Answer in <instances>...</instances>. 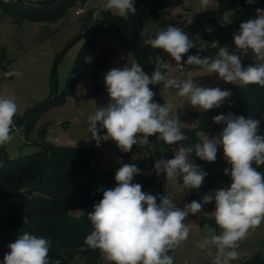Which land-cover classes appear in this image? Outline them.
Here are the masks:
<instances>
[{
  "label": "clouds",
  "instance_id": "clouds-1",
  "mask_svg": "<svg viewBox=\"0 0 264 264\" xmlns=\"http://www.w3.org/2000/svg\"><path fill=\"white\" fill-rule=\"evenodd\" d=\"M246 2L252 4L255 0ZM199 3L205 10L219 7V0H199ZM86 6L93 9V18L111 11L127 19L137 11L135 0H104L100 6L87 0ZM255 12V18L242 22L239 31L233 34L235 49L243 54L250 51L260 61L247 67L242 65L241 56L230 53L226 46H220L214 58L188 55L184 62L183 57L196 46L187 32L174 25L149 35L143 44L162 50L181 68L186 63L209 75L216 74L226 83L264 87V9L256 8ZM156 60L160 69L173 66L162 56ZM4 75L18 77L21 73L12 70ZM104 83L109 102L88 115L89 131L97 146L101 141L111 140L125 153L134 145H147L154 135L169 145L187 139L174 105L155 102V93L149 85L163 83L165 89L175 88L179 97L187 98L191 106L202 111L221 107L232 95L230 90L201 86L192 78L179 80L158 69L149 76L133 59H128L122 68L110 69L104 75ZM17 111L14 97L0 95V148H6L14 138ZM212 119L223 125L216 135L197 133L199 142L190 146L180 143L173 158L154 162V170L157 176L165 174L166 179L181 177L188 190L199 189L208 173L191 160L192 154L211 163L222 149L224 160L231 166L223 170L231 178L230 186L210 191L201 201L193 200L181 208L166 194L142 191L143 186L133 182L137 175L143 174L142 170L134 163L122 164L115 172V186L97 189L103 193L102 199L94 202L93 211L87 214L93 228L84 241L89 248L99 250L103 259L112 264H174L169 252L190 235V226L184 221L190 214L202 213L204 206L214 201L211 215L219 234L216 228L205 224L208 234L197 247L209 250L210 256L211 249H216L213 264H231L238 257L240 242L264 222V172L258 170V166L264 165V134L259 132L260 120L250 116L221 113ZM101 130L106 132L102 135ZM51 243L48 238L23 232L7 245L9 251L4 254L2 264H50Z\"/></svg>",
  "mask_w": 264,
  "mask_h": 264
},
{
  "label": "trees",
  "instance_id": "trees-1",
  "mask_svg": "<svg viewBox=\"0 0 264 264\" xmlns=\"http://www.w3.org/2000/svg\"><path fill=\"white\" fill-rule=\"evenodd\" d=\"M57 1L41 0L36 4L26 6L18 0L23 7L34 10L30 11L15 7L11 0H0V10L4 14L12 16L15 21L16 16L22 14L34 21L42 19L55 21L64 17L69 6L76 1L87 5V0H64L58 8L50 9ZM180 4V0H135L136 14L130 13L127 19L117 17L109 11L103 12L100 17L93 18V9L90 7L82 18V26H93V24L97 26L84 34L86 41L69 76V86L73 87L75 84L90 46L104 29L116 36L111 31V28L114 29L136 48L146 52L135 54L140 57L139 60L148 74L151 66V58L148 54L153 55L155 59L157 56H162L166 61L171 60L162 50L145 46L140 43L139 39L145 25L149 22L156 24V31L165 29L168 26L169 11ZM256 8L264 9V0H255L252 4L247 3L246 0H219V7L210 8L195 15V20L199 24L203 22L215 23L220 20L224 12L234 11L233 21L220 25L211 42L200 44L195 35L183 29L196 46L183 59L188 55L217 54L220 46H226L230 52L240 55L242 52L236 50L233 44V34L239 31L242 22L255 18ZM154 34L155 32L152 35ZM217 42L218 45L215 44ZM4 59V54H0V64L6 70L3 64ZM105 61L104 57L101 62L105 63ZM101 62L97 66V70L101 69ZM255 63L259 62L249 59L242 61V65L245 67ZM152 86L154 92L158 85ZM229 87L232 95L223 102L221 107L198 114L199 125L197 128L190 129L184 125L182 130L187 139L179 143L190 146L199 142L200 137L197 136V133L216 135L223 125L214 123L212 118L221 113H232L237 116L244 115L258 119L260 120L259 132L264 134V87L255 84L242 87L239 83H230ZM71 90L64 91L62 97L70 94ZM154 101L161 104L157 97ZM60 102L61 100L56 98L49 103L59 104ZM45 106L46 104H43L34 113ZM34 113L22 123L25 124L26 140H30L29 131L32 125L29 124ZM180 120L183 122V119ZM46 135L47 128H43L40 131L39 139L34 141L36 144L39 142L40 149L38 151L15 159L7 158L5 166L0 168V264H2L4 254L9 251L7 245L14 242L23 232L51 240L50 264H55L56 261H59L60 264H99L102 260L99 250L91 249L84 243L85 237L93 230L87 214L93 211L94 202L98 203L102 199L103 193L97 189L114 187L115 179L110 172L100 166L93 147L53 144L46 140ZM158 141L162 157L164 159L173 158L174 154L171 148L175 144H166L159 138ZM144 149L149 152V157L145 161L138 157ZM116 153L125 161L133 160L131 164H136L138 168H141L145 163L148 164L150 172L142 178L145 192L153 195L160 194L161 174L157 176L154 170V162L157 157L152 137H149L147 145H134L132 150L126 153L117 147ZM191 157L199 162L201 168L208 175L206 184L199 189L188 190L185 188V196L189 203L193 200L201 201L202 197L213 191L216 186L225 185L230 176H226L223 170L231 167L224 160L222 149L218 150L215 162L200 160L195 156V153ZM1 162L0 155V165ZM258 170L264 172V165L258 166ZM24 220L26 222H23ZM205 224L218 228L213 217L203 220L202 225ZM240 264H264V256L255 253Z\"/></svg>",
  "mask_w": 264,
  "mask_h": 264
},
{
  "label": "rangeland",
  "instance_id": "rangeland-1",
  "mask_svg": "<svg viewBox=\"0 0 264 264\" xmlns=\"http://www.w3.org/2000/svg\"><path fill=\"white\" fill-rule=\"evenodd\" d=\"M20 1L27 6L36 4L41 0ZM180 1V5L169 11L167 15L168 25L185 29L188 33L195 35L199 39L197 42L200 44L211 42L220 25L233 21L234 11L231 10L224 12L220 20L215 23L203 22L199 24L195 20V15L205 11L201 7L199 0ZM103 2L104 0H94L97 6H100ZM80 7H82V3L76 1L69 6L64 17L55 21H49L48 19L34 21L25 14L17 15L15 21L12 16L4 14L0 10V54H4L3 64L6 68L4 70L0 64V95L15 98L18 105V111L14 118L15 123L28 110L43 105L52 99L54 87L53 70L58 57L64 51L55 68L56 98L60 99L61 102L59 104L48 103L43 109L34 113L29 124L30 126L32 125L29 131L30 140L33 141L32 144L26 143L25 124H21L18 130H14V138L6 147V155L8 159H15L38 151L40 146L34 141L38 140L40 131L43 128H47V131L50 129L48 133L50 137L59 138L57 145H86L93 147L100 166L114 177L115 172L122 164H131L133 160L125 161L121 159L116 153L117 146L114 141H101L99 146H97L89 131L88 115L93 113L96 107L105 106L109 102L104 75L110 69L115 67L122 68L128 59H133L142 66L147 74L148 72L140 62L138 55L128 49L118 37L104 29L101 30L98 38L90 46L83 61V68L77 75L75 84L73 87L69 86V76L76 65L79 53L86 41V36L83 35L74 43H70L80 35L83 29L92 27L91 25L82 26L84 15H76L75 13ZM109 12L120 17L111 11ZM182 18L186 19L185 25L179 23ZM95 26L97 25L93 24V27ZM156 29L155 23H147L140 35V43L143 44V40L156 32ZM240 56L242 61L248 59L257 61L250 51L247 54L241 53ZM104 57L106 61L102 63L101 61ZM100 62L102 67L97 70ZM168 62L173 65L171 69H160L158 62L155 65V69L164 71L170 77L180 80L181 72L177 70L175 61L169 60ZM12 70L19 71L21 75L18 77H6L4 75L5 72ZM202 84V81L199 82V85L205 86ZM229 84L222 81L216 87H220L221 90H230ZM209 87L213 86L209 85ZM68 89H72V92L62 97V93ZM177 91L175 88L165 89L163 83H161L154 90V99L156 97L160 99L161 104L164 102L172 103L179 118L183 119L184 125L190 129L197 128L199 125L198 114L202 110L191 106L187 102V98L179 97ZM97 127L99 128V124ZM105 132L106 130H101L102 135ZM179 146L180 143L175 144L174 150L178 149ZM138 157L145 161L149 157L148 150L144 149ZM191 160L200 166L199 162L193 157H191ZM140 169L143 174L137 175L133 182L140 183L143 186L142 191L145 192L146 189L142 183V178L149 174L150 167L145 163ZM166 183L168 189L184 187L181 177L166 179ZM230 183L231 178L222 187H228ZM205 184L206 177L201 186ZM219 188L221 187L216 186L214 190ZM212 203L205 205L202 209L201 214L209 213L204 218L212 216L214 201ZM190 229L187 241L169 252V255L173 256L174 264H181V262L182 264H213L216 249L214 247L211 249L212 255L210 256L208 255L209 250H202L197 247L198 242L208 234L207 230L192 226H190ZM217 229L219 234L220 230L219 228ZM237 251L239 255L236 259H242L244 256L255 252H259L264 256V222L255 230L250 231L247 238L240 242ZM205 255L210 260L205 258ZM188 257L193 259L185 263L184 260ZM99 264H112V262L105 261L102 257ZM231 264L237 263L232 260Z\"/></svg>",
  "mask_w": 264,
  "mask_h": 264
},
{
  "label": "crops",
  "instance_id": "crops-1",
  "mask_svg": "<svg viewBox=\"0 0 264 264\" xmlns=\"http://www.w3.org/2000/svg\"><path fill=\"white\" fill-rule=\"evenodd\" d=\"M216 55H217L216 53H206V54H201L200 56H202V57L209 56V57H213L214 58ZM177 70H179V69H177ZM179 71L181 72L180 80L187 79V78H192L195 81H197L198 83L202 81L203 82L202 85H205V86H208V87H209V85H212L213 87H216L218 84H221V82H222V80H220L216 74L209 75V74L206 73V71H204L203 69H201L198 66L188 65L185 69L179 70ZM49 130L50 129H48L46 136H49V134H48ZM166 195L172 197V199L174 200V202L177 204L178 207L182 208L185 203H189L187 201L186 196H185V188L184 187L180 186L177 189L174 188V187L168 189V187H167ZM204 215L205 214H201V213L196 214V215H191L190 214L189 217L186 218L184 223L189 225V226H192V227H201L203 229L205 227L202 225V221L212 217V216H209L207 218H204V217H206V215L205 216ZM202 218H203V220H202ZM255 253H259V252H255ZM255 253H252L250 255L244 256L242 259H236L234 261L237 264H240V262H242L243 260H245L246 258L250 257L251 255H253ZM205 258L210 260V258L207 255H205ZM192 259H193L192 257H188L184 261L186 263V261H192ZM181 264H182V262H181Z\"/></svg>",
  "mask_w": 264,
  "mask_h": 264
},
{
  "label": "water",
  "instance_id": "water-1",
  "mask_svg": "<svg viewBox=\"0 0 264 264\" xmlns=\"http://www.w3.org/2000/svg\"><path fill=\"white\" fill-rule=\"evenodd\" d=\"M64 0H58L52 7H50V9H55L58 8L61 3ZM11 3L18 8H23V9H27L30 11H34L32 9L23 7L18 0H11ZM93 27V26H92ZM92 27H88L82 30V32L80 33V35L74 39L70 44L74 43L78 38H80L81 36H83L85 33H87ZM111 31L128 47V49H130L133 53H146L144 51H141L140 49L136 48L134 45H132L129 41H127L123 36H121L118 32H116L114 29L111 28ZM64 51L61 53V55L58 57L57 62L59 61L60 57L63 55ZM148 54V53H147ZM151 58V66H150V71H149V76H151V74L153 73V71L155 70V65H156V59L153 55L148 54ZM57 62L54 66V70H53V97L52 99H50L49 101H47L44 104H47L51 101H53L54 99H56L57 96V87H56V83H55V68L57 65ZM149 87L151 88V90L153 91V86L149 85ZM42 105L36 106L30 110H28L23 117H21L15 124H16V128H18L29 116H31L38 108H40ZM152 143H153V148H154V152L156 154L157 159L163 158L162 157V152L159 146V141H158V137L156 135L152 136ZM1 165L0 168L4 167L6 162H7V155H6V148H1ZM166 188H167V183H166V176L165 174H161V189H160V195H164L166 193Z\"/></svg>",
  "mask_w": 264,
  "mask_h": 264
},
{
  "label": "built area",
  "instance_id": "built-area-1",
  "mask_svg": "<svg viewBox=\"0 0 264 264\" xmlns=\"http://www.w3.org/2000/svg\"><path fill=\"white\" fill-rule=\"evenodd\" d=\"M88 9H89V7H87L86 4H84V5H82V7L78 8V9L76 10L75 13H76V15H82V14L84 15L85 12H86ZM185 21H186V19H185V18H182V19L179 21V23H180L181 25H185ZM186 60H187L186 58L183 59L184 62H186ZM187 66H188V65L185 63L183 68H181V67H179V66H176V67H177V69H179V70H183V69H185ZM15 130H18V128H16ZM46 140L49 141L50 143H53V144H58V142H59V138H57V137L46 136ZM26 143H27V144H32L33 141H31V140H26ZM38 144H39V142H38ZM171 149L174 150V147H172Z\"/></svg>",
  "mask_w": 264,
  "mask_h": 264
}]
</instances>
